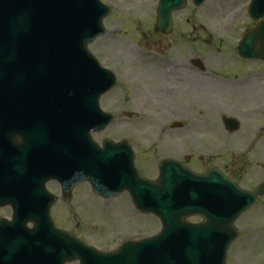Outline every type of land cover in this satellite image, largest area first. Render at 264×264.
I'll use <instances>...</instances> for the list:
<instances>
[{"label": "rangeland", "instance_id": "374dc122", "mask_svg": "<svg viewBox=\"0 0 264 264\" xmlns=\"http://www.w3.org/2000/svg\"><path fill=\"white\" fill-rule=\"evenodd\" d=\"M100 1L110 8L102 20L105 33L87 47L116 82L99 99L100 108L113 120L92 133L93 140L98 144L103 139L127 140L145 177H154L156 162L170 157L183 159L197 172L220 163L240 186L253 187L256 166L264 171V159H257L259 150L264 152V64L251 61L246 67L235 50L243 32L254 25L247 13L250 0H205L200 6L186 0L183 9L172 13L166 35L154 31L158 0ZM196 58L222 81L192 77L178 69ZM244 74L246 80H240ZM224 114L239 121L237 131L224 130L220 121ZM173 121L183 127L170 128ZM244 147L245 154H238L236 149ZM46 186L56 191L51 184ZM52 209L58 226L103 250L114 246L119 233L142 238L160 229L153 215L132 212L126 193L102 201L87 184L77 186L66 201L58 196ZM258 211L243 214L238 227L243 230L249 218L264 219ZM244 234L240 231L241 239L230 248L226 264H246L244 259H232V254L244 251Z\"/></svg>", "mask_w": 264, "mask_h": 264}, {"label": "water", "instance_id": "95a60500", "mask_svg": "<svg viewBox=\"0 0 264 264\" xmlns=\"http://www.w3.org/2000/svg\"><path fill=\"white\" fill-rule=\"evenodd\" d=\"M202 1L193 0L197 5ZM4 2L7 0H0V11H2L0 13L3 15L1 18L7 22L13 20L18 24L25 17L29 22L31 21L28 18V13H34L37 19L39 17L44 19L53 16L56 12L66 11L65 0H44L49 4L41 6L44 15L42 12L41 15H38V9L34 5L27 8L18 5L12 9L11 5H4ZM27 2L30 3V0ZM184 2L185 0H160L155 29L162 33L169 32L171 11L183 7ZM88 4L87 12L92 14V23H89L88 30L82 29L81 24L77 28L75 27V30L73 28V32L69 36L70 45H65V47L69 46L73 53L72 62L73 65H76L66 71L67 77L65 78L68 82L66 86L70 87L64 89V85L61 83L59 86L56 85L59 89L58 94H60L59 103L64 105L66 104L65 100L70 99L76 91L78 71L83 57H86L90 72L88 80L91 85L87 113L82 119H74L61 113L59 109L51 108L38 114L37 123L33 126L36 130H27V134L32 137H36V133L40 134L39 144L41 147H45L44 150L49 154H51L50 152L58 153L60 150L63 156H68L69 158L65 162L59 163L60 168L62 166L75 168L76 176L81 177L80 180L88 179L96 192L104 194L103 191L107 185L110 188H115L112 191L114 193L126 188L136 208L152 211L160 217L162 232L151 239L127 243L117 253L100 256L94 251L84 250V255L100 257L99 264H224L226 247L236 236L232 225L233 220L252 201L256 200V194L264 193V185L256 194L237 193L233 189L235 185L214 170L203 176H197L178 163L169 161L161 163L160 177L156 183L142 178L133 168L130 159L129 163L126 162L125 165L113 159L108 150L103 152L94 148L97 146L88 137L90 128H101L110 120L109 115H102L98 116L97 123V119L94 117L98 109L97 97L114 83V78L87 55L85 42L91 41L96 35L103 32L100 21L108 10L99 6L97 0H88ZM45 7H48L52 12L49 16ZM22 11H26V15L20 18L19 15ZM263 14L264 0H252L249 7V15L252 19L257 20ZM63 15L60 13V19L54 23H62L65 20ZM28 27L27 24L26 30ZM56 27L54 26V28ZM44 38L48 39V37ZM48 46L49 43L42 44L44 49H47ZM238 53L243 58L264 59V19L259 21L255 28L245 33L238 45ZM54 58L55 55H50L48 58H43L41 62L43 63L41 85L45 92H41L37 99L50 93L48 89H45L44 83L47 78L51 77L43 69L44 64L51 65L49 60ZM14 71L13 76H16L14 84L0 85V98L17 97L18 89L26 72L23 70ZM1 74L0 71V81ZM73 75L75 80L71 85L69 77ZM2 86L4 89L1 88ZM34 88L37 91L42 90V87ZM57 99L59 98L57 97ZM225 124L228 130L237 128L235 121L226 120ZM103 147H128V145L124 141L120 144L104 141ZM216 176H220L221 181H217ZM217 183H221L220 186H216ZM219 189L221 191H218ZM106 194L108 195L109 192ZM192 214L201 215L204 222L199 225H190L183 220V217ZM45 231L47 234L49 233V230L45 229ZM37 233L38 231L26 230L24 221L20 222L16 219L10 225H0V256L25 257L32 255V249L27 248V238L35 237ZM48 235L53 240L59 239L65 244L66 250L70 251L69 239L71 238L66 234H63L65 238L57 234Z\"/></svg>", "mask_w": 264, "mask_h": 264}, {"label": "flooded vegetation", "instance_id": "af4514ba", "mask_svg": "<svg viewBox=\"0 0 264 264\" xmlns=\"http://www.w3.org/2000/svg\"><path fill=\"white\" fill-rule=\"evenodd\" d=\"M250 148V147H247ZM237 153L240 155L245 154L246 147L236 149ZM260 161L264 159V152L263 150H259V156L257 157ZM247 166V165H246ZM245 166V167H246ZM246 171L250 172L252 166L248 165ZM258 169L256 171V174H258L257 179L254 180V183L258 184L261 181H264V171L262 170V166H256ZM223 170L228 175L229 178H231L233 181L237 182L235 179H233L230 175L229 170L223 167ZM253 174V173H252ZM253 176V175H252ZM251 178V176H250ZM53 183V182H50ZM238 183V182H237ZM55 184V183H54ZM56 185V184H55ZM58 186V185H57ZM11 214V209L8 206L0 207V217L8 218ZM257 214L264 215V209L260 208ZM256 227L259 228V231L256 230ZM244 230L246 232L244 238V260L246 261V264H264V220H258L255 224L254 220L249 218L247 223L244 226ZM133 234V233H132ZM67 264H79L77 261H73Z\"/></svg>", "mask_w": 264, "mask_h": 264}, {"label": "bare ground", "instance_id": "6f19581e", "mask_svg": "<svg viewBox=\"0 0 264 264\" xmlns=\"http://www.w3.org/2000/svg\"><path fill=\"white\" fill-rule=\"evenodd\" d=\"M181 66H182L181 68H178L180 71H185L190 76H192L191 72L185 70V67H183L184 66L183 64ZM243 258H244V254L242 255L240 253H234L233 256H232V259L238 260V262L243 260Z\"/></svg>", "mask_w": 264, "mask_h": 264}]
</instances>
